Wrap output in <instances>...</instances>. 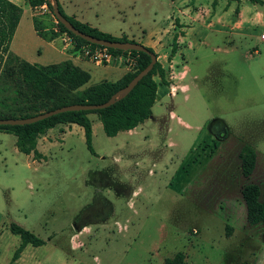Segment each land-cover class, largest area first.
<instances>
[{
	"label": "rangeland",
	"instance_id": "1",
	"mask_svg": "<svg viewBox=\"0 0 264 264\" xmlns=\"http://www.w3.org/2000/svg\"><path fill=\"white\" fill-rule=\"evenodd\" d=\"M136 1L145 37L161 47L156 59L172 88L161 93L154 77L159 88L152 119L133 135L106 137L90 114L94 155L73 129L59 147L39 142L45 156L39 161L18 153L13 137L3 134L0 264L19 243L10 224L43 241L32 253L43 264H161L176 252L184 254L185 264H264L262 229L246 224L239 193L248 183L264 190V12L244 3L236 19L239 4L224 0ZM197 5L210 16L226 15L190 13ZM108 6V0L75 2L98 29L111 31L122 23L135 29L133 16ZM33 10L41 37L56 39L68 52L85 47L59 29L45 5ZM172 14L186 32L181 55L167 63ZM41 51L38 66L62 59ZM119 55V65L101 66L79 55L95 68L83 88L97 82L106 66L127 64L124 74L132 73L135 58ZM8 59L0 62V75L11 68ZM244 144L255 152L248 179L241 177L237 158Z\"/></svg>",
	"mask_w": 264,
	"mask_h": 264
},
{
	"label": "trees",
	"instance_id": "2",
	"mask_svg": "<svg viewBox=\"0 0 264 264\" xmlns=\"http://www.w3.org/2000/svg\"><path fill=\"white\" fill-rule=\"evenodd\" d=\"M225 1L239 2V0ZM246 1L250 4L264 5L262 0ZM55 2L59 14L80 33L110 42L133 43L124 36L112 37L66 16L57 0ZM26 4L31 9L45 5L52 11L50 0H26ZM237 12L235 8L234 13ZM19 15L20 9L17 6L7 0H0V62L2 63H5L8 59V47ZM57 25L62 32L77 40L79 44L90 48H101L73 36L59 23ZM173 25H178L177 20H174ZM35 31L39 35L36 29ZM179 35L182 36V33H179ZM177 36L178 34L174 33L171 37L169 51L166 56L167 63L171 61L177 52ZM145 49L154 54L150 49ZM106 50L113 56L128 54L135 58L133 72L123 74L115 82H98L86 88L83 87L88 83L89 75L70 61L38 66L11 56V59H8L11 62V68L3 69L0 75V108L4 109L0 112V119L28 118L72 104H102L116 91L123 88L149 62V57L142 52ZM154 77L158 78L160 85H170V82L165 79L164 69L156 61L146 76L141 78L128 93L118 96L113 104L107 108L96 111L64 112L28 125L0 126V133L12 135L15 138L14 146L18 153L25 156L31 155L32 160L39 161L43 159V156L35 148L38 136L58 124H75L82 130L86 150L94 155L91 147L90 122L87 115H96L101 130L106 137H114L118 132L132 130L151 116V107L155 100L157 88ZM237 158L241 177L248 179L255 166L253 147L248 144L242 145ZM239 193L245 209V222L248 226L261 227V242L264 247V190L261 193L255 184L248 183L240 188ZM8 231L10 234L17 236L19 240L17 247L11 254V263L18 258L19 253L25 246L39 247L43 245L42 240L19 226L10 224ZM184 259L185 256L182 252H176L171 257L165 258L161 264H185Z\"/></svg>",
	"mask_w": 264,
	"mask_h": 264
},
{
	"label": "crops",
	"instance_id": "3",
	"mask_svg": "<svg viewBox=\"0 0 264 264\" xmlns=\"http://www.w3.org/2000/svg\"><path fill=\"white\" fill-rule=\"evenodd\" d=\"M7 1L12 3L13 5L17 6L20 9L19 19H18L17 25L15 27V30L13 32V35L11 37V41H10V44L8 47V53H10L11 56H14V57L18 58L19 60L25 61L29 64L37 65V63L35 61L41 57V54H42L41 49H44L45 52H47V53L50 52L51 55L52 54L61 55L62 59L60 62L70 61L73 65H75L78 68H80L81 70L85 71L89 75V81L88 82H90L91 73H93V70H95V68H93V66L90 65L89 62H87L86 60L81 58L76 51L68 52V51L62 50V48L60 49V47H59L60 44H59V42L56 41V39H53V40L44 39L43 37L37 35L35 28L33 26L34 25L33 24L34 10L28 7V5L26 4V0H7ZM77 1L78 0H57L61 10L63 11V13L66 16L72 17L76 21H78L80 23L87 24L90 28H94V29H96L102 33L108 34L112 37L119 38L121 36H124L127 40L132 41L133 43H137L141 46H144L145 48L150 49L155 55H158V53L161 52V50H159L161 47L157 48V46L159 45L157 42H153L151 40H148L145 37L146 33H145V30H143V25H142V22L140 20V18H141L140 13L141 12L137 8V6H139V5L137 4L136 0H108L112 13H115L118 15H124L125 13H129L131 16H133V18L135 20V29L133 31H128L125 28H123V23L117 29L111 30V31H109L106 27L98 29V28L92 26L91 24L86 22V18L84 15H82V11L79 9H75V2H77ZM226 2H233L235 4H239V6H240L239 9L236 8L238 12L234 13L235 16H233V18L241 19L242 5L244 3H248V2L246 0H239V2H235V1H226ZM248 4H250V3H248ZM250 5L256 11L260 10V11L264 12V5H262V6L257 5V4H250ZM186 7H189V6L187 5ZM234 10H235V8H234ZM125 11H127V12H125ZM199 11H201V12L204 11V13L207 14V16L209 18L210 17L213 18L218 14H222L220 11H217V13L214 16H210L206 9L201 10L200 6H198V5L196 7L192 6L189 8L190 13H196ZM228 11H230V7H228ZM222 15L225 16L226 12L223 13ZM171 16H173V17H171ZM258 16H260V15H258ZM169 20L171 22V25H170V35L171 36L170 37H172V35L174 33L178 34L177 39H176L177 45H178L177 52L175 53V55L172 57V59L170 61V62L174 63L175 56L181 55L180 54V52H181L180 44H181V41L183 40V38L185 36L186 30L183 28L185 26L183 24L179 23L178 18H176V17L174 18L173 14L169 16ZM174 20H177V24H178L177 26L173 25ZM151 23L153 24L154 22L152 21ZM97 27H98V25H97ZM177 27H179V29H180L179 33H182V36L179 35V33H177L175 31V29ZM259 39L264 40V34H260ZM117 57H118V59H116L115 61L118 62L117 65H119L120 62L122 61V59H121L120 55H117ZM124 59H126V61H127V58H124ZM158 59L159 58H157L156 61H158ZM130 60L131 59H129V61ZM60 62H58V63H60ZM54 64H57V63H54ZM49 65H51V64H49ZM114 67H109V66L107 67L106 66L105 70L102 69L100 71V74L98 76H95V77H97V80H98L95 83H98L101 81L115 82V81L119 80L122 77V75L124 74L125 70L127 69L126 68L127 64L125 65L124 68H120L118 66H116L115 68ZM95 83H92V84H95ZM161 86L163 88V89H161V93H163L165 88L168 91V88L166 86H163V85H161ZM169 87L172 88L171 83H170ZM158 88H159V86L157 85L156 93L158 92ZM166 94L169 95V92H166ZM155 99H156V96H155ZM154 102H155V100H154ZM89 115L90 114L87 115V118ZM171 117L176 118L173 113L169 114V118H171ZM150 119H152V116H151V118H149V120ZM176 119L179 122L183 123L181 120H179V118H176ZM88 120H89V118H88ZM89 122H90V120H89ZM141 124H139L138 126H140ZM138 126L133 128L132 130L124 131V132H118L117 134L123 133L125 135H131V134L133 135V133L136 131ZM72 129L78 131V133H80V134L82 133V130L78 126H76L75 124L66 123V124H58L55 127L47 130L45 133L39 135L38 138L36 139V144H35V148H36L37 152L39 154H41L40 149H39V142L46 143V144H52V145H55L56 147L63 145L65 142V135L69 134L72 131ZM90 129L92 130L91 122H90ZM3 134L4 133H0V138L4 137ZM13 142H15L14 137H13ZM29 156L31 157V155H29ZM41 156H43V155L41 154ZM43 157H45V156H43ZM36 248H38V247H31L29 245L25 246L22 249V251L19 253L18 258L15 261H13L12 263L10 262V258H11V254H12L11 248H8L7 253L4 255L2 264H43L41 261L37 260L32 255V253L34 251H36L35 250ZM14 249H13V251H14Z\"/></svg>",
	"mask_w": 264,
	"mask_h": 264
},
{
	"label": "water",
	"instance_id": "4",
	"mask_svg": "<svg viewBox=\"0 0 264 264\" xmlns=\"http://www.w3.org/2000/svg\"><path fill=\"white\" fill-rule=\"evenodd\" d=\"M50 4L52 7V15L57 23H59L64 29H66L70 34H72L75 37H78L79 39L87 42L88 44H92L104 49H112V50H118V51H136V52H142L146 54L149 57L148 64L140 70L123 88L116 91L106 102L102 104L97 105H67L62 106L53 110H49L46 112L39 113L37 115L23 118V119H0V126H22V125H28L33 124L38 121H41L43 119H46L48 117H51L56 114L64 113V112H77V111H96L101 110L104 108L109 107L113 104L114 100L123 94L128 93L135 85L136 83L146 76L148 72L152 69L154 63L156 62V57L154 54L149 53L143 46L137 44V43H122V42H110L105 40H100L85 34L80 33L77 31L69 22H67L58 12L57 4L55 0H50ZM151 118V116L149 117ZM148 118V119H149Z\"/></svg>",
	"mask_w": 264,
	"mask_h": 264
},
{
	"label": "built area",
	"instance_id": "5",
	"mask_svg": "<svg viewBox=\"0 0 264 264\" xmlns=\"http://www.w3.org/2000/svg\"><path fill=\"white\" fill-rule=\"evenodd\" d=\"M78 55L82 56L84 59L96 66L106 65L118 59L117 56L111 55L104 48H90L88 46L82 47ZM129 62H131V60Z\"/></svg>",
	"mask_w": 264,
	"mask_h": 264
}]
</instances>
